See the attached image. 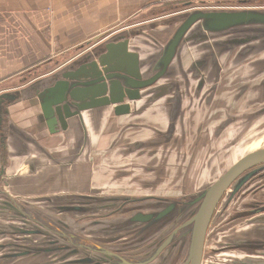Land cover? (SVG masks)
I'll return each instance as SVG.
<instances>
[{"label":"flooded vegetation","instance_id":"1","mask_svg":"<svg viewBox=\"0 0 264 264\" xmlns=\"http://www.w3.org/2000/svg\"><path fill=\"white\" fill-rule=\"evenodd\" d=\"M250 5L235 3L223 6L206 0H186L169 16L160 17L167 18L168 29L171 27L169 32L163 33L165 37L167 34L164 43H155L150 39L151 44L155 45L151 46L155 49L150 54L148 52L142 55V58L140 48L131 49L129 45L131 51L139 54L140 79L147 80L158 74V63L160 64L159 60L169 40L193 10L235 9L251 7ZM203 24L205 21L199 19L189 26L164 76L155 78L150 85L142 88L141 97L145 88H149L151 92L150 98L144 101L140 110L156 104L163 108L161 103L165 104L163 110L158 111L168 114L166 129L170 132L169 140L175 139L177 144H191V134L181 132L180 129L178 135L175 134L178 121L186 120V117L189 127L198 131L189 163L185 168L182 165L179 167L185 169V176L179 183L182 186L180 185V190H175L180 193L164 195L145 192L151 188L144 190L142 194L129 196L90 192L79 195L85 197H77V201L68 200L57 205L48 202L50 213L55 216L50 218L48 215L47 218L53 222L48 224V228L57 230L56 249L60 251L65 243L72 242L75 250L72 254L74 264H123L118 256L125 258L129 264H183L190 239L187 228L179 227L192 216V212L189 214L185 210L190 207L187 201L193 193L192 179H196V175L190 178L189 164L204 157L205 146H211L216 139L219 141V136L227 127H231L234 133L239 131L235 138L241 140L236 139L235 142L253 141L257 137L261 142L264 141V34L258 29L243 26L219 37V32H208ZM149 31L138 26L118 34L116 30H112L104 38L113 37L103 44L97 43L98 40H91L86 46H81L78 49L84 55L81 61L95 59L106 51L107 43L112 40L154 38ZM234 39L239 41L231 43ZM81 61L68 68L65 65L59 67V71L64 68L53 75L48 80L50 82L36 81L33 85L37 84L33 90L34 96L39 98L40 92L55 83L67 70L77 71L87 63ZM21 97L19 92H15L9 93L5 99L13 102ZM161 99L162 102L157 103ZM184 101L186 109L181 105ZM124 102H129L128 98ZM199 102L207 104L206 115L205 111L197 113L196 106ZM131 110L132 103L129 112ZM57 128L68 132V128H63L60 123L56 130ZM210 129L211 135L206 137ZM232 133L233 131L231 136ZM214 135L217 137L214 138ZM248 173L250 176L244 179ZM216 178H219V173ZM240 181L242 184L234 189L235 184ZM79 199L84 202H79ZM171 203L174 204L173 209L161 220H156L154 214ZM183 214L185 215L182 217ZM134 216L138 220H132ZM164 241L167 244L159 249ZM29 254L34 256L28 258ZM38 255L42 254L26 253L23 262L29 264L38 258L46 260ZM109 255L116 259L112 260ZM104 257H109L110 260H105ZM201 264H264V162L242 172L217 202L207 227Z\"/></svg>","mask_w":264,"mask_h":264},{"label":"crops","instance_id":"2","mask_svg":"<svg viewBox=\"0 0 264 264\" xmlns=\"http://www.w3.org/2000/svg\"><path fill=\"white\" fill-rule=\"evenodd\" d=\"M185 1L0 0V95L15 92L22 95L16 101L4 99L0 104V188L3 192L32 210L41 208L34 205L44 206L51 201L63 204L67 195L90 192L129 196L151 188L145 192L180 193L175 190L182 186L179 183L185 176L184 168L194 150L198 131L189 127L186 117L178 121L175 134L178 135L179 129L191 134V144L169 140L167 112L155 111L156 105L140 110L150 98L149 88L141 99L130 102L133 110L129 113L116 114L114 105L89 108L80 116L69 118L68 132L59 128L51 132L40 100L34 96L37 84L33 85L38 80H51L59 67L77 58L78 49L91 40L103 44L113 37L104 38L112 30L118 34L154 21L157 14L166 16ZM206 1L223 6L240 3L264 7V0ZM155 31L157 28L149 31L154 38L146 37V41L140 37L129 40L131 49L140 48V58L144 54L141 47L151 45L150 39L155 43L166 40ZM164 105L161 103L163 108ZM181 105L186 109V101ZM206 105L199 102L197 113L205 111L206 115ZM232 131L227 127L219 138L224 133L227 138L231 137ZM161 154L163 158L159 157ZM180 158L184 168L175 170L177 167L171 163ZM14 206L11 198L0 197V244H9L6 253H11L12 247L23 248L30 233L26 219L23 218L24 223L11 220ZM23 213L26 217L27 212L23 210ZM31 257L33 254H29L28 258ZM24 259L23 255L12 259L0 257L3 264H28Z\"/></svg>","mask_w":264,"mask_h":264},{"label":"water","instance_id":"3","mask_svg":"<svg viewBox=\"0 0 264 264\" xmlns=\"http://www.w3.org/2000/svg\"><path fill=\"white\" fill-rule=\"evenodd\" d=\"M199 19L205 21L203 25L208 32L217 31L220 35L231 33L233 29L242 28L243 26L258 29L261 34H264V7L251 6L235 9L219 8V10L208 11H203L198 8L190 13L187 19L179 26L177 32L169 40L165 52L159 60L160 64L158 63V67L160 68L158 74L147 80L140 79V73H138L140 65L139 54L129 49L128 39L120 41L112 40L108 42L106 51L90 61L87 59L86 61H81L84 59L82 57L84 55L80 54L77 58L65 64L64 67L68 68L69 66H73V64L78 61L87 63L83 64L77 71H74V69L67 70L63 73L61 78L57 79L55 83L46 86L39 94L41 107L50 131H56V126L59 123L63 128H67L68 119L80 114L84 109L114 105V110L117 114L129 112L131 107L130 102L141 98L142 88L147 87L155 78L162 76L166 72L169 62L172 60L182 37L185 35L189 26ZM234 41L238 42L239 40L234 39L230 42L232 43ZM8 96L9 93L1 94L0 104H2L4 99ZM126 98H128L129 102H124ZM1 117L0 114V130L2 129ZM263 162L264 147L253 149L242 155L236 162L228 167L219 178L203 184L201 188H198L199 190L197 189V191L191 194V198L187 201V205L190 207H187L188 209L185 211L189 212V214L192 212V216L179 227V229L184 227L187 228L190 239L188 247L186 248L188 249V254L183 264H201L207 227L217 202L226 189L242 174V172ZM250 174H252V172H250ZM250 174H246L244 179L249 177ZM241 184L242 181L235 184L234 189H238ZM0 197H9L13 200L15 208L12 211L15 213H12L14 216H11V220H21V222H25L24 219H26V223L29 224L30 232L29 236L24 241L27 245H23V248H13L11 246V253H6L9 252L6 247L9 244H0V252L2 251L1 253H3L0 257L12 259L14 257H21L22 255L25 257L24 254L27 252H33L34 254H42L38 256H42V258H46V260H36L35 263L30 264H38V261L46 262L42 264L75 263L72 259V254L75 253L72 242L71 244L65 243V247L60 248L61 252L56 249L57 230L48 228V224H53V222H50L47 218L48 215L42 213L39 215L38 213L32 212L29 207L21 204L16 199L14 200L7 192H3L2 187L0 188ZM77 197L85 196L67 195L65 196V201H77ZM79 202L83 203L84 200L79 199ZM34 207H41L37 208L39 212L46 210L53 218L55 217L50 213L48 203L44 206L34 205ZM173 207V203L169 204L167 207L157 212V214H154V218L156 220H161L173 209ZM23 210L27 212L26 217H24ZM33 215H37L38 217L35 218ZM184 215L185 214L181 216L183 217ZM132 220L136 221L138 219L134 216ZM132 220H130V222H132ZM14 225L17 226V224ZM117 228L119 229V227ZM21 231H15V233L25 234ZM42 235L45 236L43 237ZM41 238L43 241H41ZM166 244L167 242L164 241L159 246V249H162L163 245ZM48 254L52 256L61 254V256L48 257L49 259L47 261ZM65 258L66 260H64ZM110 258L112 260L116 259L111 256ZM110 258L104 257V259L108 261ZM118 258L123 264H129L125 258L119 256ZM58 260H60V262Z\"/></svg>","mask_w":264,"mask_h":264},{"label":"rangeland","instance_id":"4","mask_svg":"<svg viewBox=\"0 0 264 264\" xmlns=\"http://www.w3.org/2000/svg\"><path fill=\"white\" fill-rule=\"evenodd\" d=\"M162 15H165V14L159 13L156 15V20L151 21V22H145L143 24H139L138 27H142L143 29H146V31H148V29L151 30V29L157 28V31H155V32L158 33L157 34L158 37L164 36L163 33L169 32L171 27L168 29V26L166 24L168 19L167 18L166 19L160 18ZM166 16H169V13ZM163 27H165V28H163ZM133 28H135V27H133ZM221 36L222 35L219 34V37H221ZM166 38H167V34H166L165 39ZM140 40L146 41V40L142 39L141 37H140ZM142 44L146 45L143 42H142ZM151 45L141 47V49H143V53L145 55L148 52L150 54L151 52H153L152 50L155 49V47H152L155 45H152V46ZM149 54H148V56H149ZM225 55H227V54H225ZM220 68L221 67L219 66V69ZM155 109H156L155 111L163 110V108L158 107L157 104L155 106ZM208 131H209V133H208V135L206 133V137L210 136L211 135L210 133L212 132L211 129ZM238 135H239L238 130L235 131V133L233 132L232 136L228 137V138H227V133H224V137H220L219 141L216 139V142H213V144L211 146L210 145L205 146V150H204L205 156L204 157L198 158L193 164H192V162H191V164H189V168L191 167V169H190L191 176L189 175L190 178L192 179V175L193 176L196 175V179H194V177L192 179L194 181V184H192L193 190L191 192L194 193V191H197V189L200 185L206 184L208 182H211V181L217 179L216 177L218 176V173L220 176L228 167H230L234 162H236L242 155H244L245 153H247L253 149H256V148L260 147L262 144H264V141L261 142V140H259V137L253 138V141L247 140L245 142H241V141L235 142L236 139H240V138H235ZM213 137L216 138V135H214ZM221 142H224L225 144L223 146H220L219 144ZM159 157L163 158L164 156H163V154H161ZM180 160H181V158L179 160H177L175 163H171L172 165H175L177 167V168L174 167L175 170H178L179 166L182 165ZM187 163H189V161H187L186 164ZM163 165L164 164L161 163V166H163ZM201 187L202 186H200V188ZM139 194L140 193L137 192L136 194H132V195H139ZM31 211L32 212L37 211L40 215L42 213L45 215H49L50 218H52V216L50 214H48L46 212V210H44L43 212H39V210H37V209L36 210L31 209ZM57 255L52 256L51 254H48L47 261L50 257H55ZM64 260H66V258ZM58 261L60 262V260H58ZM42 263H46V262L38 261V264H42Z\"/></svg>","mask_w":264,"mask_h":264}]
</instances>
